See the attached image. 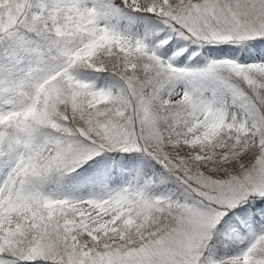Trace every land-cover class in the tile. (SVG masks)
Returning <instances> with one entry per match:
<instances>
[{
    "label": "snow or ice",
    "instance_id": "6c2138e0",
    "mask_svg": "<svg viewBox=\"0 0 264 264\" xmlns=\"http://www.w3.org/2000/svg\"><path fill=\"white\" fill-rule=\"evenodd\" d=\"M0 264H264V0H0Z\"/></svg>",
    "mask_w": 264,
    "mask_h": 264
}]
</instances>
